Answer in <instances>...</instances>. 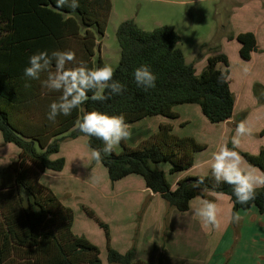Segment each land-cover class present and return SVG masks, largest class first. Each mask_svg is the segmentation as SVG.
I'll list each match as a JSON object with an SVG mask.
<instances>
[{"label":"trees","instance_id":"trees-1","mask_svg":"<svg viewBox=\"0 0 264 264\" xmlns=\"http://www.w3.org/2000/svg\"><path fill=\"white\" fill-rule=\"evenodd\" d=\"M79 5L72 10L57 9L55 0H0V133L5 144L20 150L19 157L0 171V264H103L99 249L74 234L72 209L40 183L44 173L64 170L65 160H51L50 156L59 152V141L81 133L76 127V121L82 120L81 107L85 113L98 110L123 114L130 126L150 118L175 122L179 116L174 109L184 105H198L211 124L225 123L234 114L226 56L209 58L198 75L195 66L186 62L179 47L181 35L174 27L146 32L135 22L124 21L116 30L121 59L113 79L126 85V90L102 103L89 99L70 116L60 115L56 123L50 122L49 105L60 94L48 92L39 80H31V87H24L29 57L44 50L49 54L72 50L77 61L83 60L89 67L105 65L100 56H95L106 34L111 1L79 0ZM237 41L240 57L250 60L256 50L254 34H240ZM142 65H148L157 77L155 88L148 91L138 87L133 76ZM221 77L223 82H219ZM88 145L92 150L101 149L103 142L89 137ZM122 147L120 154L112 153L100 161L112 183L132 175L141 177L146 189L180 213L188 212L199 195L212 200L203 193L210 191L228 196L232 213L256 208L264 216V188L257 190L255 200L241 205L232 187H215L212 176H205L202 184L198 183L200 177L185 176L173 188L163 173L155 171L153 164L165 163L170 165L171 175L180 176L193 168L195 155L205 149L193 138L176 136L171 124H161L135 148L123 143ZM244 158L264 172V149L257 155L244 154ZM101 227L108 238L106 227ZM107 262L162 264L161 259L155 263L136 260L134 250L119 253L110 248Z\"/></svg>","mask_w":264,"mask_h":264},{"label":"rangeland","instance_id":"rangeland-1","mask_svg":"<svg viewBox=\"0 0 264 264\" xmlns=\"http://www.w3.org/2000/svg\"><path fill=\"white\" fill-rule=\"evenodd\" d=\"M110 1L112 11L105 37L101 43L104 45L106 63L114 69L118 66L121 59L116 30L124 21H133L140 29L146 32H151L161 26L174 27L181 35L182 42L179 47L185 56L186 62L194 63L198 75L203 71L204 65L207 63L204 58L206 56L208 58L213 57L217 48H224L229 53L230 58L234 55L231 44H228L229 41L226 43L221 42L224 35L236 31V24L232 20L234 2L229 0ZM246 14L252 16V13ZM236 59L237 62L234 59L231 63L229 62V71H232L233 77L237 79V73H240L241 76L242 73H245L243 69H247L244 79L247 76L250 77V80H248V86L250 87L253 82L249 71L250 65H247L248 63L245 61H241L240 57H236ZM254 75H256L255 72H253ZM238 82L239 80L233 81L234 90L235 86L239 87ZM255 94L257 93H253L254 99H257V101L264 98L263 94H257L255 98ZM179 108L193 109H188L186 112L188 113V115L186 114L188 123L185 126H181V124L178 126V137H192L199 145H206L204 146L205 149L198 152L194 157L197 166L191 169L193 170L191 172L192 177L211 176L209 162L212 154L225 143H227L229 148H233L230 142L231 137L235 133L236 125L241 121L247 123V126L252 129V133L241 139V144L238 148H235V151L239 152L243 157L244 167L261 172L246 162L244 154L257 155L261 150L260 147L264 145V111H258L256 105L253 106L252 111L247 110V107L243 110L242 106L237 110L234 121L226 125L230 129L226 136L222 137V128L225 124L209 123L198 105L179 106L174 110H179ZM80 110L81 118H83L85 114L84 108L81 107ZM150 120H156V118L147 119L144 123L142 121L139 123L141 124L140 126H138L139 124L130 126L131 138L127 141H122L113 153L120 154L122 152V143L129 148H135L155 134L158 131L156 125L152 131L147 130L146 127L141 129L142 126L151 127L152 121ZM216 133L218 134L216 135ZM88 139L89 136L80 133L76 138L68 137L59 141V152L52 154L50 159L63 158L65 160L64 170L60 173H44L40 183L50 189L56 196L58 195L57 197L63 205L72 209L75 218L74 234L86 238L99 249L103 264H109L107 262L108 248L119 253L134 250L136 260H139V256L154 255L150 249L153 247L147 246V238L143 234L147 231L151 232L153 228L149 226L153 222L149 219L144 221L145 211L148 208L149 211H154L159 204H163L164 208H169L170 211L173 209L160 196L152 195L149 190L146 191L145 183L141 177L132 175L119 182L112 183L102 163L91 158L92 149L88 145ZM37 151L40 152L38 147ZM19 155L20 150L13 144H5L0 133V171L11 165ZM152 168L163 173L170 183L175 180V177L177 178L176 175L169 173V164H153ZM203 193L218 204L221 216L229 220L231 216L229 212L223 216L227 207L222 201L218 200V198H226L228 200L229 197L210 191ZM197 198L202 200V202L204 201L202 195ZM88 212H91L92 216ZM185 220L191 221L189 218ZM101 225L106 227L108 238L106 237V230ZM234 225L236 224L234 223ZM231 234L225 236V249L220 248L222 252L220 254L217 253L210 264H237V260L231 259L230 253L224 254L226 249L227 252H231L235 247L236 236H233L235 227H233ZM223 235L222 232V235H219L218 238L223 237ZM150 237L154 238V240L152 238L148 239L150 243L154 244V248L158 246L163 248V244H169L161 235L155 237L151 233ZM181 240L174 245L172 253L174 259H177L176 255L180 253L179 261L172 260L170 263L165 262L166 264H208L209 253L207 254V252L201 250L200 254L195 257L193 256V247L189 239L185 238L183 241L182 237ZM199 241L202 247V244H205V240L202 238ZM240 246L243 247V244L241 243ZM156 248L153 250H156ZM241 254L243 255V249H241ZM240 255H238V258L242 257ZM241 264H244L243 260H241Z\"/></svg>","mask_w":264,"mask_h":264},{"label":"clouds","instance_id":"clouds-1","mask_svg":"<svg viewBox=\"0 0 264 264\" xmlns=\"http://www.w3.org/2000/svg\"><path fill=\"white\" fill-rule=\"evenodd\" d=\"M79 0H55V7L63 9L68 7L72 10L78 8ZM115 69L105 64L101 67H89L87 62L77 61L76 54L72 50H54L49 54L47 50L38 51L29 57V66L24 69L25 88L31 87L29 81L39 80L41 86L48 92H56L60 95L49 105L47 119L57 122V117L70 116L73 110L91 99L93 102H104L112 95L122 94L126 85L114 80ZM42 75L44 79H41ZM135 83L144 91L155 88L156 75L148 65H142L134 70ZM219 82H223L220 78ZM89 93H92L89 97ZM77 129L89 137H95L103 142L101 149H93L91 158L100 162L104 156L111 155L122 141L131 138L130 125L126 123L123 114L109 115L108 113L93 110L84 114L82 120L76 121ZM252 129L245 121L236 125L235 133L231 137L233 148L227 143L215 151L210 159L209 167L214 186L228 184L232 187V193L236 202L247 205L255 200L257 190L264 188V172L249 170L243 166V157L235 151L241 144V139L249 136ZM201 176L198 183H203ZM193 215L198 217L205 228H219V207L212 200H204L200 205L193 208ZM239 213H232L231 223H239Z\"/></svg>","mask_w":264,"mask_h":264},{"label":"crops","instance_id":"crops-1","mask_svg":"<svg viewBox=\"0 0 264 264\" xmlns=\"http://www.w3.org/2000/svg\"><path fill=\"white\" fill-rule=\"evenodd\" d=\"M229 1L234 2L232 20H234L236 24V28H235L236 31L228 35H224L222 37L221 42L226 43L227 41H229L228 44H231L232 50L234 51V55L230 58L229 53L224 48L222 49L217 48V51L215 52V55H213V57L224 55L227 57L228 62L231 63L233 59L237 62L236 57L237 58L240 57V49H241V45L237 41V36L244 33L254 34L256 39V50L252 53L250 60L246 61L240 57L241 61H245L248 63L247 65H250L249 71H250L251 80H253V82L250 84L251 85L250 87L248 86L249 84L248 80H250V77L247 76V78L244 79V76L248 71L247 69H243V72L245 73H242L241 76L240 73H237L236 75L237 79L233 77L232 71H229L230 87L235 99V110L232 119L224 123L225 125L222 128L223 129L222 137L226 136V133L230 129V127L226 125H229L232 121H234L233 119L237 110L242 106H243V110L246 109L247 107V110L252 111L253 106L256 105L258 111H264V98L259 99V101H257V99L256 100L254 99V95H253L254 92L257 94L264 95L263 92L264 91V0H229ZM246 13L249 14L252 13V16ZM98 56H100L103 62L107 64L104 57V45L101 42H100V48L97 49L96 51L95 58ZM208 59H209L208 56H206L204 58L205 62H207ZM187 63L194 65L193 62H187ZM206 65L207 63L204 65V68L206 67ZM253 72H255L256 75L253 76ZM234 80H239L238 82L239 87L235 86V90L233 89ZM240 80L242 81L240 82ZM242 82H243V86H242ZM257 94H255V98L257 97ZM188 109H193V108H181V109L179 108V110H176L175 112L178 114L179 118L175 122H170L163 118H156V120H150L152 121L151 127L142 126L141 129L146 127L147 130L152 131L154 127L157 126L158 128L161 124H171L173 126L174 134L176 136H179L178 126L180 124L181 126H185L188 123L186 121L187 120L186 114L188 115V113L186 112L188 111ZM144 121H147V119ZM140 125L141 124H139L138 126ZM215 131H219V130H215ZM215 131H211V132H215ZM198 133H200V131H198ZM217 134L218 133H216V135ZM182 138H192V137L185 136ZM201 145L206 146L205 144H201ZM260 149H264V145L260 147ZM196 166L197 165L194 164L193 168H196ZM192 171L193 170H189L188 172L180 176H177V178L175 177V180L171 183L173 188L176 187V184L180 179L184 178L185 176H191ZM146 191H148V189ZM149 192L151 191L149 190ZM152 195L156 196L157 194L152 193ZM229 199L227 200L226 198H222V199L218 198V200L222 201L227 207V210L223 214V216L227 212H229V214L232 215L233 206H231L232 202L231 199L229 202ZM201 203L202 200H198V198H195L191 202L190 210L186 213H180L171 207L170 208L173 210L170 211L169 208H164L165 206H163V204H159L157 207H155L154 211H149L148 208V210L145 211L144 221L149 219L151 222H153L152 224L149 225L152 226L153 228L151 229V232L147 231L144 232L143 234H145L147 238V243H146L147 246L153 247L150 249L152 250L154 255L148 254L144 257L139 256V260L146 263H155L159 259H161L162 264L170 263L172 260L179 261L180 253L176 255L177 259H174L172 253H173L174 245L182 241L181 238L183 237V241L185 238H187L189 239V242L192 243L193 256L197 257V255L200 254L201 250H204L205 252H207V254L209 253L210 257L208 264H210L213 257L217 253L220 254L222 252L220 248L225 249L224 238L227 234L230 235L232 233L233 227H235L236 235L235 234L233 235L236 236L235 237L236 239L234 241L235 247L231 252L229 251L227 252L226 249L224 254L230 253L229 255L231 256V259L233 258L234 261L237 260V264H241V260L244 261V264H264V216L259 214L256 208H252L248 211H238L237 213H239L241 220L239 223H235L236 225H234V223H231L230 219L227 220L226 218L222 217L221 214L219 213L218 219L220 221V227L205 228L202 226L199 218L193 215V211H192L193 208L197 207ZM187 218H189L191 221L185 220ZM222 232L224 234L223 237L218 238L219 235L220 236L222 235ZM151 233H153L155 237H157L158 235L163 236L164 239L169 242V244H163V248L161 246H158L157 248L155 247L156 250H153L155 249L153 246L154 244L148 241L149 238H152V240H154L153 237H150ZM202 238L205 240V244H202L201 247L199 240ZM241 243L243 244V247L240 246ZM241 249H243V255L241 254ZM240 254L242 255V257L238 258V255ZM155 258H157L156 259L157 261L155 260Z\"/></svg>","mask_w":264,"mask_h":264}]
</instances>
